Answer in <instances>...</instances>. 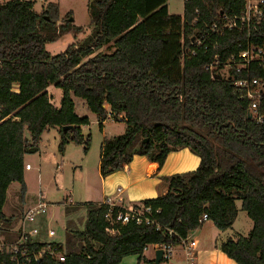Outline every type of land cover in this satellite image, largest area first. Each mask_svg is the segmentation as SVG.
Segmentation results:
<instances>
[{
    "label": "trees",
    "instance_id": "trees-1",
    "mask_svg": "<svg viewBox=\"0 0 264 264\" xmlns=\"http://www.w3.org/2000/svg\"><path fill=\"white\" fill-rule=\"evenodd\" d=\"M167 1L88 0L91 34L54 55L46 50L47 42L81 30L68 22L71 14L58 22L55 2H47L41 12L34 9V0L0 2L2 223L12 219L3 212L7 189L17 182L25 191L24 156L38 151L44 131L57 129L60 152L68 140L88 150L90 137L81 127L89 119L75 113L72 96L85 102L100 128L108 118L118 121L123 115L124 132L102 140V177L122 170L134 155L146 156L158 168L179 148L200 158L195 170L163 177L166 193L143 201L158 210L154 217L160 230L109 224L106 205L89 203L82 228L69 230L65 261L40 264H118L127 255L141 260L147 245L176 248L179 237L206 220L220 231L228 229L238 214L236 200L252 228L248 236L228 238L219 248L236 264H264V101L259 105L262 121L248 118L250 101L233 84L243 74L216 79L206 69L216 55L220 68L237 53L246 31L211 35L206 49L191 46L193 37L200 38L223 15H240L244 1L186 0L182 15L170 14ZM250 37L264 45V18ZM105 45L113 51L102 52ZM251 69L264 82V67ZM49 85L62 91L59 107L51 103ZM67 125L72 128L64 130ZM203 214L208 218L200 222Z\"/></svg>",
    "mask_w": 264,
    "mask_h": 264
},
{
    "label": "rangeland",
    "instance_id": "rangeland-1",
    "mask_svg": "<svg viewBox=\"0 0 264 264\" xmlns=\"http://www.w3.org/2000/svg\"><path fill=\"white\" fill-rule=\"evenodd\" d=\"M10 0H0L1 3ZM47 2H55L58 5V22H62L67 15V19L73 25L81 27L79 32L73 30L66 31L57 35V37L47 42L46 50L54 55L64 51L69 45H78L82 43L92 31L89 26V14L87 9L88 0H45L44 2L34 0V9L41 12ZM184 0H168L167 7L170 14H183ZM72 19L73 21H70ZM111 46H106L102 52H110ZM52 102L59 104L62 95L60 88L51 87ZM75 103V112L79 116H87L89 125L84 127L82 134L90 137L89 153L86 162L82 163L84 152L82 145L76 144L71 140L65 144L62 152L58 150V133L53 129L42 133L38 142V151L33 154H26L24 162L28 163L32 169L25 172L27 185L25 191L21 192L20 184L12 182L6 195L3 211L7 214L16 212V209L24 208L29 202L38 201L42 196L44 201L49 204L47 218L44 226V232L47 227L52 228L56 236L54 240L63 247H67L70 242V231L82 228L85 220V208L76 206V210L71 211V207H62L63 201L72 190L75 192H84L88 188H97L99 186L96 164L99 157L100 142L102 134L99 123L95 115L88 110L85 102L78 97H73ZM84 105V106H83ZM104 132L106 137L119 135L125 130L123 121H114L107 119L104 121ZM28 137V133H26ZM64 152V153H63ZM62 156H64L62 158ZM84 168H80V166ZM75 198V194H73ZM241 202L236 200L238 214L232 226L224 231L218 230L212 221H205L201 227L193 232L197 241V259L196 264H226L219 258V245L228 238L235 239L239 235L248 236L252 221L247 214L240 208ZM85 207V206H84ZM73 208V207H72ZM17 214V215H16ZM16 216L19 214L15 213ZM78 246V243H75ZM201 252V254H199ZM222 253V252H221ZM174 256L168 261H160L159 264H184V255L180 249L174 251ZM201 256V258H200ZM143 258L138 260L137 255H127L118 264H152L154 263L155 253L152 247H148L143 252Z\"/></svg>",
    "mask_w": 264,
    "mask_h": 264
},
{
    "label": "built area",
    "instance_id": "built-area-1",
    "mask_svg": "<svg viewBox=\"0 0 264 264\" xmlns=\"http://www.w3.org/2000/svg\"><path fill=\"white\" fill-rule=\"evenodd\" d=\"M44 2L45 0H38ZM186 1V0H184ZM244 10L240 15H223L220 22H215L204 31L203 35L195 39L192 38L191 46L207 48L204 45L207 38L211 35L221 34L226 30L244 29L246 38L240 45L241 49L227 58L218 68L219 61L216 55L206 69L211 72V76L230 78L232 74H243V77L235 79L233 84L244 91L246 98L250 101L248 111L256 122L262 121V115L259 112V105L264 101V82L253 76L252 66L264 67V45L255 44L250 37V33L259 22L264 18V0H243ZM186 53L194 54V49L186 48ZM1 108V107H0ZM123 115H120L118 121H121ZM110 119V118H108ZM25 168H29L26 164ZM116 192L121 193L117 188ZM73 202L66 199L63 206H70ZM100 204L106 205L107 210L104 213V219L109 224L126 225L134 223L161 229V225L156 221L154 215L158 210H153L151 206L144 203H137L130 206H121L112 196H107ZM49 204L40 198L36 204L26 209L20 216L10 219L8 223L0 221V264H40L45 259L55 262H64L66 258V247L54 240L55 231L47 227L45 217L48 214ZM208 217L203 214L200 222ZM168 234L174 233L166 228ZM151 246L154 252L157 249L162 250V261H168L173 258L176 248H179L184 255V264H196L197 259V241L193 233L185 237H179L178 246L175 248L171 244L147 245L146 250Z\"/></svg>",
    "mask_w": 264,
    "mask_h": 264
},
{
    "label": "crops",
    "instance_id": "crops-1",
    "mask_svg": "<svg viewBox=\"0 0 264 264\" xmlns=\"http://www.w3.org/2000/svg\"><path fill=\"white\" fill-rule=\"evenodd\" d=\"M106 46L108 45H105L103 48H101V50L105 49ZM112 51L113 48H111L110 52ZM110 52H105V53H110ZM51 87H55V86L49 85L46 89L50 97L52 96V94L55 95L56 93L54 91H51ZM17 90H18L17 86H14L13 91L17 92ZM73 97L74 96H72V98ZM52 98H51V103L55 107H59V104H55L52 102ZM60 99H59V103H60ZM105 107L108 108V105H106ZM105 124L106 123H102L101 128L99 129L102 134V140L106 137V134L104 132ZM86 126L81 127L82 131ZM50 129H53L55 132L58 133L56 128H50ZM58 139H59V135H58ZM102 140L100 142L99 157L96 164V172L98 173L99 186L97 188H88L83 193L80 191L74 193L71 190L70 194L66 196V198L64 199L65 201L68 198L71 199V201L73 202V204L70 205L71 211L76 210V208H78L76 206H82L81 208H85L84 206L89 203L100 204L104 201V199L107 196H112L115 199V201H117L118 204L121 206H130L137 203H143V201L146 199L156 198L166 193L167 182L163 179V177L193 171L198 167L200 162V158L196 154L192 153L187 147H184L169 152L165 159V162L160 168L156 167L155 165H152L146 156L134 155L132 161L127 165H125L122 170L113 172L105 177H102L99 172ZM82 149H83V145H82ZM88 153H89V149L86 152H84L83 160L81 161L82 163L86 162ZM63 157L64 156H62V158ZM26 164L28 163H25V165ZM80 168L83 169L84 167L81 165ZM31 169L32 167L30 165L29 168L24 169L25 186L27 185L25 172ZM117 188L121 189V193L118 194L116 192ZM73 194H75V198H73ZM40 198H42V196H39L38 200ZM36 203L37 201H32L31 203L29 202L24 208L16 209L17 210L16 212L14 211L10 214L5 213L4 211L3 212L8 217L16 216L17 214L15 215V213H18L19 214L18 216H20L26 209H28L29 207H31ZM65 207L67 206L64 205V208ZM44 219L45 222L48 221L47 217H45ZM206 221H210V220H206ZM199 254H201V252H199ZM219 258L221 259V261H225L226 264H236L232 259L228 258L223 252L222 253L219 252ZM201 263L202 261L201 259H199V264Z\"/></svg>",
    "mask_w": 264,
    "mask_h": 264
},
{
    "label": "water",
    "instance_id": "water-1",
    "mask_svg": "<svg viewBox=\"0 0 264 264\" xmlns=\"http://www.w3.org/2000/svg\"><path fill=\"white\" fill-rule=\"evenodd\" d=\"M70 21H72V19H70ZM214 78L216 79H219V76H213ZM248 118H251V114L249 113L248 114ZM72 126L71 125H67V126H63V129L64 130H67V129H71ZM148 139L146 138L145 141H147ZM161 257H162V250L161 249H157L155 251V258H154V264H159L160 261H161Z\"/></svg>",
    "mask_w": 264,
    "mask_h": 264
},
{
    "label": "bare ground",
    "instance_id": "bare-ground-1",
    "mask_svg": "<svg viewBox=\"0 0 264 264\" xmlns=\"http://www.w3.org/2000/svg\"><path fill=\"white\" fill-rule=\"evenodd\" d=\"M213 76H216V75H213ZM214 78V77H213Z\"/></svg>",
    "mask_w": 264,
    "mask_h": 264
}]
</instances>
